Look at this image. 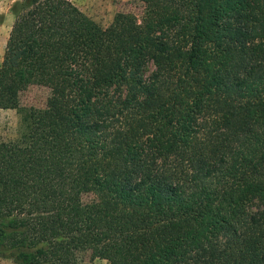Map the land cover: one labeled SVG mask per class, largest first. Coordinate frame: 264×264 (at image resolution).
Here are the masks:
<instances>
[{"label": "trees", "instance_id": "1", "mask_svg": "<svg viewBox=\"0 0 264 264\" xmlns=\"http://www.w3.org/2000/svg\"><path fill=\"white\" fill-rule=\"evenodd\" d=\"M140 1L12 5L0 109L53 96L0 141V257L264 264V0Z\"/></svg>", "mask_w": 264, "mask_h": 264}, {"label": "rangeland", "instance_id": "2", "mask_svg": "<svg viewBox=\"0 0 264 264\" xmlns=\"http://www.w3.org/2000/svg\"><path fill=\"white\" fill-rule=\"evenodd\" d=\"M20 0H0V63L4 54L8 33L13 22L11 7ZM84 14L102 27H106L116 12H131L140 16L143 3L140 0H69ZM151 69V66L148 70ZM53 91L43 85H29L15 95L13 108L0 109V141L20 142L23 136L21 107L47 108L52 100ZM93 195L82 194L83 202L91 201ZM80 264H108L100 257H92L90 250L76 252ZM0 264H15L11 259L0 257Z\"/></svg>", "mask_w": 264, "mask_h": 264}]
</instances>
